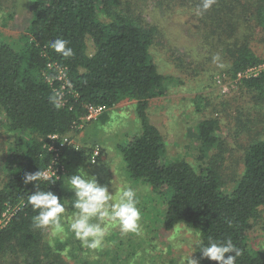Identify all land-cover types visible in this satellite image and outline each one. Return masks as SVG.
<instances>
[{"label": "trees", "instance_id": "1", "mask_svg": "<svg viewBox=\"0 0 264 264\" xmlns=\"http://www.w3.org/2000/svg\"><path fill=\"white\" fill-rule=\"evenodd\" d=\"M179 1L182 5L191 2L202 11L201 0ZM162 3L164 6L167 1ZM121 4L122 0H33L34 12L24 39L0 37V112L14 137L6 160V184L0 188V218L7 204L19 206L0 228V256L11 250L18 257L25 255L19 264L60 263L41 259L44 229L33 225L39 210L33 209L28 197L37 190L52 191L64 203L66 183L50 177L25 184V173L44 172L49 167L54 152L45 146V138L74 130L85 120L89 105L111 108L135 100L142 131L120 145V150L129 177L147 183L153 195L160 194L166 204L162 227L171 230L183 224L198 231L199 243L205 245L210 237L230 238L242 250L236 264H264V248H254L247 240L264 206V137L248 146L242 175L231 191L222 187V174L215 165L198 170L184 158L166 159L164 135L147 114L151 100L167 94L171 77L157 69L151 56L159 28L145 17L120 13L117 8ZM99 12L111 20H103ZM201 15L221 42L218 51L227 61L230 76L237 77L264 62L253 49L257 29H264V0H216ZM57 38L68 41L72 57L65 58L48 46ZM89 38L97 45L94 53L89 52ZM49 62L66 68L71 84L64 104L48 82V77L58 73V69L48 68ZM240 85L262 109L264 69L242 78ZM218 129L215 118L198 123L197 136L204 149L221 141L215 135ZM197 254L200 264H218L204 258L199 246Z\"/></svg>", "mask_w": 264, "mask_h": 264}, {"label": "rangeland", "instance_id": "2", "mask_svg": "<svg viewBox=\"0 0 264 264\" xmlns=\"http://www.w3.org/2000/svg\"><path fill=\"white\" fill-rule=\"evenodd\" d=\"M164 1L167 3L163 6L162 0H122L117 8L131 17H145L159 28L155 45L150 47L151 56L157 69L171 77L167 79V94L152 99L147 114L164 135L166 159L184 158L198 170L215 165L222 174V187L231 191L242 175L248 146L264 137V104L262 109L256 106V99L247 88L241 87L240 80L260 72L264 62L237 77L230 76L226 73L227 61L218 51L221 42L212 35V26L202 21L198 8L191 2L182 5L179 0ZM33 7V0H0V37L8 41L23 37V40ZM99 16L106 21L112 18L102 12ZM88 45L89 52L94 53L97 45L91 38ZM253 49L264 58V29L261 27L256 31ZM217 55L219 60L213 62ZM220 64L224 67H219ZM104 112L96 119L85 118L62 136L68 141L56 167L60 168L58 179L66 183L67 195L63 201L66 210L61 216L64 231L53 235L52 226L43 228L41 259L59 264H187V258L192 256L200 264L198 246H195L200 241L199 232L183 224L164 229L162 212L166 204L161 195H153L147 183L132 180L127 172L120 145L142 131L136 101L124 100ZM102 114L106 116L104 120ZM209 118L219 121L215 135L221 141L204 149L197 136V125ZM13 138L0 112V188L6 184L5 166ZM44 141L45 146L50 145L48 137ZM97 147L100 155L93 162L92 154ZM79 168L106 185L114 200L127 187L135 190L141 212L139 233H124L118 223H109L100 248L83 246L70 229L78 210L71 204L74 191L67 185L68 178L77 174ZM92 222L99 221L93 218ZM247 240L254 248H264V206ZM24 259V254L18 257L9 250L0 256V264H19L17 261Z\"/></svg>", "mask_w": 264, "mask_h": 264}, {"label": "clouds", "instance_id": "3", "mask_svg": "<svg viewBox=\"0 0 264 264\" xmlns=\"http://www.w3.org/2000/svg\"><path fill=\"white\" fill-rule=\"evenodd\" d=\"M216 0H201V13L211 9ZM55 52L65 58L74 55L73 49L68 47V41L57 38L48 45ZM219 60V56L213 57V62ZM219 67H224L220 64ZM56 107L55 97L51 98ZM49 180L46 172L25 173L24 183L33 181ZM68 188L74 191V199L71 204L78 210L70 224V229L75 233L77 239L81 240L83 246L90 249H97L102 246L103 239L108 231L109 223H118L124 233H139L141 212L137 207L136 192L131 187H127L119 192L115 197L109 192L106 185H101L97 178L88 174L81 168L77 169V174L70 176L67 180ZM38 189V185L36 184ZM114 201V202H113ZM28 202L34 210H39V214L33 217V225L43 229L52 226L53 235L64 231L61 223V214L66 210L65 203L52 191L37 190L28 197ZM93 218L99 222L93 223ZM105 226L102 227L101 225ZM199 246L204 258L218 262V264H236L237 258L242 255V250L238 248L229 238L226 240H214L211 237L208 243H196ZM234 253V255H226ZM187 264H198L192 256L187 258Z\"/></svg>", "mask_w": 264, "mask_h": 264}, {"label": "built area", "instance_id": "4", "mask_svg": "<svg viewBox=\"0 0 264 264\" xmlns=\"http://www.w3.org/2000/svg\"><path fill=\"white\" fill-rule=\"evenodd\" d=\"M256 67L250 68L247 71L252 70ZM48 68L49 69H54V68L58 69V73L56 74V76L48 77V82L54 87V90L56 91V93L59 97L60 103L64 104L66 102V100H64L65 94H66L67 90L69 89L68 86L71 84L69 81L67 72H66V68L61 66L57 62H49ZM258 73H256L255 75H257ZM106 108L107 107L104 105H89L88 106V113L86 115V119H88V120L96 119L102 112H104L106 110ZM48 138L50 140V145L46 146V147H48V149L50 151L54 152V158H53L51 164L49 165V167L44 172H46L49 175V178L50 177H56L58 179L60 168L56 167V165H57V161L59 159L60 152L62 151V149L65 146H67L68 138L62 137L58 134L49 135ZM99 155H100V149L97 147L93 151L91 160L93 162H96ZM18 209H19L18 205L13 206V205L7 204V208L4 210V212L0 218V228L5 226L10 221L11 217L14 215V213H16V211Z\"/></svg>", "mask_w": 264, "mask_h": 264}]
</instances>
